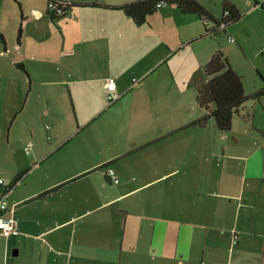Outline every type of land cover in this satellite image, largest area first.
<instances>
[{"label":"crops","instance_id":"0c3cea01","mask_svg":"<svg viewBox=\"0 0 264 264\" xmlns=\"http://www.w3.org/2000/svg\"><path fill=\"white\" fill-rule=\"evenodd\" d=\"M36 1L45 28L20 30L12 45L0 31V85L15 84L13 95L28 86L23 103L14 105L23 131L10 130L8 151L0 149V197L19 230L0 236V264H207L215 260L208 253L215 233L244 244L243 253L255 250L256 241L264 249L263 212L253 198L264 178L263 112L255 106L264 97L244 102L234 116L241 123L233 117L229 131H219L213 119L195 123L207 111L170 87L178 81L172 59L203 34L180 47L134 46L118 27L128 28V17L112 8L125 2L69 0L67 13L53 20L47 0ZM227 2L242 15L225 34L237 43L227 31L252 3ZM216 51L227 59L221 47L210 46L200 57L190 55L186 68L202 71ZM259 75L256 90L264 85ZM108 77L118 97L110 105L103 88ZM49 116L54 128L41 125ZM72 135L79 137L70 142ZM28 140L30 152L17 157L16 146L24 152ZM109 169L117 183L106 177Z\"/></svg>","mask_w":264,"mask_h":264},{"label":"rangeland","instance_id":"374dc122","mask_svg":"<svg viewBox=\"0 0 264 264\" xmlns=\"http://www.w3.org/2000/svg\"><path fill=\"white\" fill-rule=\"evenodd\" d=\"M43 1L46 3V0ZM112 1L129 3L136 0ZM205 1L209 7L208 9L220 18L222 16L224 0ZM253 1L254 0H251V5H244L245 8L243 9H245V11L242 10V13L247 14L246 17H244L241 22L234 24V26L232 25L227 31V34H231L236 39L237 43L228 42L224 33L221 32L213 40L203 38V40L192 46L181 49L180 52L173 57V62H176L179 67L177 75L174 73L175 77L178 76L177 85L172 83L170 84L171 88L178 86L177 90L186 94L191 100H193L194 97L193 101L196 102L194 85L201 77L202 71L200 69L198 71L196 69L189 71L188 68H186V60L190 55L200 57V54L210 46H218L223 49L224 53L227 55L228 63H230L242 76L244 92H246V94L252 93L262 85V78L259 73L264 78V10H262L259 5L254 6ZM39 7V1L36 0H0V31H3L9 45L15 43L20 27L24 34L25 32L33 33L36 29L46 27L43 23L44 17H39L40 14L43 13ZM172 10L175 11L172 12ZM21 14L23 18H21ZM191 16L192 15H181V13L176 11V8L164 4L158 8L154 14L148 16L144 24L140 26L135 25L131 19L127 18L126 20L129 24L128 28H126L123 23L119 22L118 27L126 32L129 43L134 44V46L139 44L147 48L148 45L152 43L168 48L166 45H172L174 43L176 46L173 47H180V42H185L200 33H204V27L200 18L198 19V17L195 18ZM55 22H57V26L60 29L65 30L67 28L64 24L65 21L58 20ZM29 38L30 37H28V39ZM172 50H174V48ZM0 62L4 64V61L0 60ZM7 75H11V72ZM183 76L190 77L189 80L184 79L185 84L180 80ZM14 86L16 87L15 84L8 80H5L4 83L0 85V149L2 150L7 149V140L12 136L9 135L10 130H12L11 134L14 132L22 133L23 129L21 127L24 126L21 115L14 114V110L16 109L14 105L18 107L23 103L28 86H22L21 94L13 95ZM255 104L258 111L263 112L260 121L264 125V104L263 102L257 103V101ZM16 117L17 119L12 124L13 119ZM234 123L237 126L241 123V120L234 117ZM56 124L52 116L44 118L43 122H41L43 127L46 126L49 128H54ZM10 125H12L11 128H9ZM78 137L72 135L70 137V142L77 140ZM11 142L14 141L11 140ZM15 149L17 157L27 156V154H24L25 152H23V150L21 152L20 147L16 146ZM0 153H2L1 150ZM0 177H2V175H0ZM259 182H261V184L259 183L256 186L255 192H253V198L255 202L258 203L259 209L263 212L260 227L263 229L262 234H264V178ZM212 239L214 243H209L208 253L213 254L215 260H205L207 264H264V260H261L264 258V249L262 246L259 247L257 241L254 244V247H257L255 250L251 252H249V250H244L245 253H243L239 249H243L244 244L237 247L235 244L236 242L234 241V243H232L233 240L229 235H223L221 239L218 233H215Z\"/></svg>","mask_w":264,"mask_h":264},{"label":"trees","instance_id":"16d2710c","mask_svg":"<svg viewBox=\"0 0 264 264\" xmlns=\"http://www.w3.org/2000/svg\"><path fill=\"white\" fill-rule=\"evenodd\" d=\"M159 2L171 5L183 14H195L199 16L204 26L202 38L217 36L221 31L225 35L227 27L237 22L242 16L227 0L223 2V11L220 18H214L198 0H136L112 6V8L122 11L135 25L140 26L145 23L148 16L157 11L156 5ZM85 5L94 6L96 4ZM259 6L264 10V3H261ZM69 8L65 11V14ZM47 13L53 20L61 17H55L48 11ZM21 18H23L22 14ZM209 24H213V27L209 28ZM221 25L224 28H221ZM20 30L21 27L18 29V38ZM0 41L3 43L2 36H0ZM17 67L22 68L20 65H17ZM194 89L196 103L207 111L195 123L204 124L208 119H213L215 127L221 132L230 130L232 119L244 102L249 98L259 99L264 97V85L250 96L245 94L242 77L232 69L227 59L219 51H216L203 66L202 75L196 81ZM24 173V171L20 172L11 182L9 188L17 183Z\"/></svg>","mask_w":264,"mask_h":264},{"label":"built area","instance_id":"2783aa9c","mask_svg":"<svg viewBox=\"0 0 264 264\" xmlns=\"http://www.w3.org/2000/svg\"><path fill=\"white\" fill-rule=\"evenodd\" d=\"M163 2H159L156 7L160 8L163 6ZM71 6V2L69 0H47V11L55 16L60 17L65 14V11ZM221 28H224L221 25ZM226 39L228 42H234V39L231 36H227ZM133 83L137 82V78H133ZM103 88L105 89V98L107 104H112L117 100V96L114 95V91L116 90L115 81L113 78H106L103 83ZM32 148V143H28L24 147V152H30ZM106 177L112 183L118 182V176L116 173L109 169L106 172ZM3 181L0 179V184ZM7 188V187H6ZM9 188V187H8ZM5 195L0 197V236L8 238L10 236H17L19 234V230L17 227V221L13 216V210L10 209L9 205L6 202ZM235 237V236H234ZM236 238V237H235Z\"/></svg>","mask_w":264,"mask_h":264}]
</instances>
